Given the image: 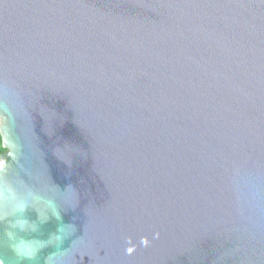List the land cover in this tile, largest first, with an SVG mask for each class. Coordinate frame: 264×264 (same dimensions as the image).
Masks as SVG:
<instances>
[{
	"label": "water",
	"instance_id": "1",
	"mask_svg": "<svg viewBox=\"0 0 264 264\" xmlns=\"http://www.w3.org/2000/svg\"><path fill=\"white\" fill-rule=\"evenodd\" d=\"M0 135V264H264V0H0Z\"/></svg>",
	"mask_w": 264,
	"mask_h": 264
},
{
	"label": "trees",
	"instance_id": "2",
	"mask_svg": "<svg viewBox=\"0 0 264 264\" xmlns=\"http://www.w3.org/2000/svg\"><path fill=\"white\" fill-rule=\"evenodd\" d=\"M5 151V149L2 146V139H1V135H0V155Z\"/></svg>",
	"mask_w": 264,
	"mask_h": 264
},
{
	"label": "clouds",
	"instance_id": "3",
	"mask_svg": "<svg viewBox=\"0 0 264 264\" xmlns=\"http://www.w3.org/2000/svg\"><path fill=\"white\" fill-rule=\"evenodd\" d=\"M22 210V209H21Z\"/></svg>",
	"mask_w": 264,
	"mask_h": 264
}]
</instances>
